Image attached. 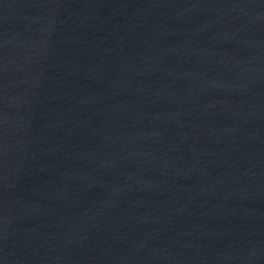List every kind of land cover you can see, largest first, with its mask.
<instances>
[{"label": "water", "instance_id": "water-1", "mask_svg": "<svg viewBox=\"0 0 264 264\" xmlns=\"http://www.w3.org/2000/svg\"><path fill=\"white\" fill-rule=\"evenodd\" d=\"M0 264H264V0H0Z\"/></svg>", "mask_w": 264, "mask_h": 264}]
</instances>
